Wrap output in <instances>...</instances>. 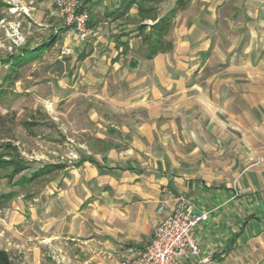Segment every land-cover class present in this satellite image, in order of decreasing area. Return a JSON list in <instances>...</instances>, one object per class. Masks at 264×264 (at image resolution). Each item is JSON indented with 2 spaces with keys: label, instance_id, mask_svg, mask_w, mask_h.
Here are the masks:
<instances>
[{
  "label": "crops",
  "instance_id": "obj_1",
  "mask_svg": "<svg viewBox=\"0 0 264 264\" xmlns=\"http://www.w3.org/2000/svg\"><path fill=\"white\" fill-rule=\"evenodd\" d=\"M17 3L51 31L31 51L69 31L55 0ZM86 4L92 34L68 49L89 94L73 96L92 106L55 162L12 180L0 249L13 264H121L184 199L208 211L187 264H264V0H159L154 18L138 3ZM159 22L152 47L140 25Z\"/></svg>",
  "mask_w": 264,
  "mask_h": 264
},
{
  "label": "rangeland",
  "instance_id": "obj_2",
  "mask_svg": "<svg viewBox=\"0 0 264 264\" xmlns=\"http://www.w3.org/2000/svg\"><path fill=\"white\" fill-rule=\"evenodd\" d=\"M138 1L144 9L141 13L143 18L156 17L154 8H157L159 0ZM17 4L19 9L12 12V0H0V58L3 59L10 57L27 43L32 45L51 34L45 26L29 23L27 10L20 3ZM88 8L91 10L90 6ZM149 9L154 11H148ZM92 15L91 11V21ZM140 27L147 40H152V26L149 28L147 24H141ZM15 34L22 36L17 43ZM67 35H71L70 30L62 40H57L44 52L43 47L28 52L27 60L32 55L42 53L18 67L17 71H13L9 63L0 61V151L6 160L16 156L29 164L23 171L26 174L41 166L42 161L55 162L63 141L68 145L74 144V113L77 110L88 112L92 106L76 99L79 95L88 97L89 94L86 88L73 84L72 80L78 78V74L74 78L71 69L72 54H69L68 48L73 47V42L77 41L71 35L72 41L65 43ZM162 36L160 35L161 38ZM155 41L156 39L152 40V43ZM62 79L66 86L61 82ZM74 94H77L76 98ZM68 154L70 159L76 156L74 153ZM11 171L12 165L0 169V186L4 191H12V179L7 177ZM19 176L20 173L15 178ZM10 204L12 198L3 202L0 209L9 207ZM56 259L57 264L62 263V258Z\"/></svg>",
  "mask_w": 264,
  "mask_h": 264
},
{
  "label": "built area",
  "instance_id": "obj_3",
  "mask_svg": "<svg viewBox=\"0 0 264 264\" xmlns=\"http://www.w3.org/2000/svg\"><path fill=\"white\" fill-rule=\"evenodd\" d=\"M12 4V12L17 11V0ZM55 5L72 37L78 42L86 41L92 34L88 5L81 0H55ZM15 36L16 43L22 39L21 35ZM159 212H163V205ZM207 215L208 211L179 199L173 211L163 216L147 246L138 255L124 257L121 264H187L200 253L195 230Z\"/></svg>",
  "mask_w": 264,
  "mask_h": 264
},
{
  "label": "trees",
  "instance_id": "obj_4",
  "mask_svg": "<svg viewBox=\"0 0 264 264\" xmlns=\"http://www.w3.org/2000/svg\"><path fill=\"white\" fill-rule=\"evenodd\" d=\"M88 2V0H85V2H83L84 4H86ZM139 2L138 0H122V8L123 9H119L117 11V13L119 12H126L127 10H129V8L134 4ZM139 4V3H138ZM140 13H142L144 11L143 8L140 7ZM90 26H91V21H90ZM166 30V23L164 22H159L156 25L152 26V31L151 34H155L158 35L156 37V41L155 43H152V47H156L157 44L159 43L160 40V36L159 35H163L164 32ZM39 48V47H38ZM31 52V50L28 47H23L20 50H18L15 53H12V55L10 57H7L5 59L0 58L1 62L4 63H9V66L12 70H16L17 67L23 65L24 63H26L28 60L26 59L27 53ZM25 59V60H23ZM0 148L1 145H0ZM2 151H0V169L6 168L9 165H12V171L11 173H9L7 175L8 178H11L12 180L15 178V176H17L19 173H21L22 171H24L25 169L28 168V164L25 163L23 160L17 158L16 156H12L9 160L4 159L3 157V153H1ZM55 167V165L52 166H45L41 169H39L37 171L38 174H42V173H47L50 172L53 168ZM25 176L22 175L17 181L20 180H24ZM14 195L13 191H4L1 189L0 186V206L3 204V202H5L6 200H9L10 198H12V196ZM0 264H13V261L11 259L10 254L3 250L0 249Z\"/></svg>",
  "mask_w": 264,
  "mask_h": 264
},
{
  "label": "water",
  "instance_id": "obj_5",
  "mask_svg": "<svg viewBox=\"0 0 264 264\" xmlns=\"http://www.w3.org/2000/svg\"><path fill=\"white\" fill-rule=\"evenodd\" d=\"M138 65V60H136L135 58H131L130 61V67L135 68Z\"/></svg>",
  "mask_w": 264,
  "mask_h": 264
}]
</instances>
